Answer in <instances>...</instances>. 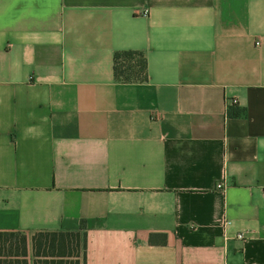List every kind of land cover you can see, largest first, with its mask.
<instances>
[{
	"label": "crops",
	"instance_id": "1",
	"mask_svg": "<svg viewBox=\"0 0 264 264\" xmlns=\"http://www.w3.org/2000/svg\"><path fill=\"white\" fill-rule=\"evenodd\" d=\"M121 49L146 79L113 77ZM0 230L264 264V0H0Z\"/></svg>",
	"mask_w": 264,
	"mask_h": 264
},
{
	"label": "trees",
	"instance_id": "2",
	"mask_svg": "<svg viewBox=\"0 0 264 264\" xmlns=\"http://www.w3.org/2000/svg\"><path fill=\"white\" fill-rule=\"evenodd\" d=\"M111 69L113 77L121 82L146 79V60L141 50L113 51ZM241 112L242 108L232 104L226 108V115L229 116H237ZM80 248L75 231H36L30 236V264H83V254L79 256ZM27 254L23 232L0 230V264H28Z\"/></svg>",
	"mask_w": 264,
	"mask_h": 264
},
{
	"label": "rangeland",
	"instance_id": "3",
	"mask_svg": "<svg viewBox=\"0 0 264 264\" xmlns=\"http://www.w3.org/2000/svg\"><path fill=\"white\" fill-rule=\"evenodd\" d=\"M32 235V234H31ZM26 236V235H25ZM57 239V238H56ZM78 239H79V234H78ZM26 247H27V252H28V254H27V256H26V258H27V260H28V264H30V260H31V253H30V242L28 241V239H27V237H26ZM81 254H80V249H79V256H80ZM79 259H80V257H79Z\"/></svg>",
	"mask_w": 264,
	"mask_h": 264
},
{
	"label": "built area",
	"instance_id": "4",
	"mask_svg": "<svg viewBox=\"0 0 264 264\" xmlns=\"http://www.w3.org/2000/svg\"><path fill=\"white\" fill-rule=\"evenodd\" d=\"M232 102H235V99H231L230 103H232ZM215 185H216V187H220V183H219V182H216ZM236 237H237V238H242L243 235H242L241 232H237V233H236Z\"/></svg>",
	"mask_w": 264,
	"mask_h": 264
}]
</instances>
